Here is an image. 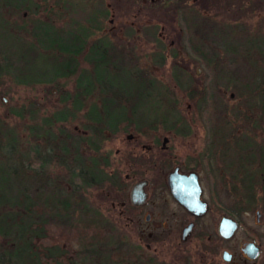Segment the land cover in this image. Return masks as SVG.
Here are the masks:
<instances>
[{
  "label": "rangeland",
  "instance_id": "obj_1",
  "mask_svg": "<svg viewBox=\"0 0 264 264\" xmlns=\"http://www.w3.org/2000/svg\"><path fill=\"white\" fill-rule=\"evenodd\" d=\"M67 1L73 8L67 18H73L76 21L82 20L86 16H92L95 13L93 9L98 8L99 5L102 8L99 0ZM165 1L159 0L158 4L165 3ZM207 1L205 0L204 13L198 16H195V14L194 16L192 14H185L186 12L184 11L178 16L174 15L165 18H161L160 16V19L155 18L152 22L142 19L139 23L140 27L138 28L141 34L142 32L148 33L150 30L149 27L145 26L147 24L152 25V29L156 26L155 33H158L159 27L162 25L170 26L172 24L178 28H182L188 22L191 23L192 20L194 21V25L198 26V31H196V27L191 31L194 35L191 37L192 42L187 43L184 40L177 42L175 43V50H178L182 46L184 50L189 49L188 52H191V48L198 47V50L195 51L196 53L188 58V63L190 60L189 66L192 65V70L195 68L200 69L202 74L200 79L204 83L207 85L213 83L211 85H214L215 90L206 91V94L208 93L211 97V104L207 108H204L201 104L195 106L191 100L184 98L185 95L181 94L183 92L167 88L172 96L170 97V94H163L168 100L171 98V100L174 99L176 101V108L179 114L188 116L190 119L192 118L193 124L188 123L191 125L189 130L199 133L198 136L205 133L207 137L206 133L213 129V124L216 121V132H222L223 141L231 140V142H227V147H246L250 141L254 143L261 142L262 144L264 143V122L257 123L254 127L253 124H249L240 115L236 114L237 109H241L240 100L235 96L233 89H225L226 81L221 73L225 74V77L230 75L235 78L245 75L250 71L249 66L240 60L242 58L239 56V53H241L244 47H242V44L247 39L249 40L253 37L259 39V41H252L253 51H263L264 18L262 17H264V10L262 8H260L261 10L252 11L243 9L242 6L245 4V0H239L238 2L236 0ZM171 2L179 3L181 0H171ZM44 3L49 6L52 0ZM237 4L240 6H237ZM158 8L157 6L155 9ZM7 19L10 20V23L25 26L26 31L29 25L33 26L34 24V20L27 10H21L17 15L11 18L7 17ZM65 21L66 18L63 19V23ZM63 23L60 22L56 26H61ZM250 24L253 25L252 35ZM103 26L104 29L108 26L106 19L103 21ZM2 31L4 30L2 29ZM7 32L4 37L7 41H3L0 38V42H5L9 47V45L12 46V42L18 41V38L15 37L13 28H8ZM1 34L2 32H0ZM188 35L189 32L187 31L185 33L186 38H188ZM20 38L24 41H29L28 34H22ZM134 52L139 67L148 69L153 67L150 70V77L168 87L167 82L171 81L170 73L175 61L168 58L165 63L158 65L156 61L157 55L155 54L157 49L154 47V43L144 42V40L139 42ZM209 57L212 58V63L207 61ZM87 68L89 67L81 63L78 67V72L79 70L85 71ZM212 73L216 74L215 78L212 77ZM10 75L9 73H5V71L0 73V164L18 170L17 176H8V178L13 176L8 181V189L10 183V192L13 196L16 194L18 188L20 190L25 188L28 195H32L37 189L44 193L49 192L52 188H55L54 190L60 189L62 192L69 194L73 200L75 214L72 220L76 221L81 218L79 215H81L80 212H82L83 207L96 210L107 224L109 230H111L110 227H115L110 233L109 238L107 237L109 247L127 251L139 246L141 248L139 254L145 261L152 259L153 263L157 264H182L181 261L184 258L182 259L181 253L186 250L189 254L190 264H252L249 261H244L240 251L244 243L252 242L257 247H260L259 254L254 263L264 264V215L256 221L255 212L258 208H254L250 211H241L238 219L230 216L226 212V209H231L236 203V198L230 191V185L218 186L216 209H213L212 212L198 222L199 227L207 229L203 230L205 234L198 241L196 238H193L185 242L182 247H176L174 245L175 241L173 242L170 239L169 243H172L173 246H165L161 243L168 242L167 238H164L165 236L158 231L152 232L148 238L145 232L126 229L123 226L122 219L118 217L119 208L116 203H118V197L120 199L121 195L113 189L114 185L118 186L116 184L117 180H114L116 182L113 184L111 180L116 179L117 172H121L122 167L119 164L118 151L126 146L124 136L127 131L121 132L120 127L116 134L112 136L106 135L105 140L102 139L101 141L99 139L97 141L92 138L90 130L94 124L89 123L84 117V114L92 104L100 105L103 103L102 100L105 98L103 92L92 90L90 94L82 96L81 99H84V102L81 111L72 113L73 116L69 115L64 122H57L48 126L45 125V119L64 108V104L59 103L61 95L69 93L71 97L73 96L75 75L74 77L57 81L60 94L55 88L49 89L50 94H46L41 85L24 86L16 84L12 81ZM207 75L209 78H207ZM210 77L213 80L215 79V81L212 78L210 79ZM216 86L220 87V90H217V92ZM210 88L212 87L210 86ZM230 94L233 95L232 98H229ZM176 99L179 100L178 103ZM172 102H161L160 110H164V106H166V110L169 109L168 107L172 105ZM65 104L66 107H70V102ZM144 104L148 105V108H146L151 113L155 100L149 98ZM187 105H190L189 109H187ZM198 106L202 108L201 112L198 110ZM201 115H203V119L200 118ZM193 117H196L198 123L194 122L195 118ZM160 129V127L157 129V133H160ZM48 130L51 131L53 136L50 139H46L45 136ZM128 132H132V129L128 130ZM244 136H252L253 138L245 139ZM234 138L236 139L234 140ZM92 140H95L93 141L94 143ZM233 141H235V144H233ZM94 146L99 147L98 153H106L108 155L109 168H107L108 170L104 169L103 172L110 177L99 186H84L81 179L77 176L79 168L74 164L73 160L77 159L83 165L88 166V158L92 157ZM216 146H219V144H216ZM35 148L41 156L42 161L34 160V166L32 169H29L26 160L31 158L32 151ZM228 154V161H230L231 155ZM108 171L110 173L113 172L115 175L112 176ZM130 185H127L124 196H127ZM111 203L116 204L114 208H111ZM213 211H216V214ZM44 214H40V220L44 219ZM220 217H228L238 222V229L228 241H218L215 227ZM32 219L27 218L28 221L38 220ZM66 222L67 220H61L58 224L48 225L49 232L55 233ZM120 236L124 237V239H120ZM207 236L209 237L208 241L206 240ZM8 238L12 237L0 236V264H2L1 254L4 255V258L7 256ZM71 243L75 245V242L71 241ZM145 245H149L152 250L155 249V253H146L142 248ZM223 251L231 255L230 262H223L221 260V253Z\"/></svg>",
  "mask_w": 264,
  "mask_h": 264
},
{
  "label": "trees",
  "instance_id": "obj_2",
  "mask_svg": "<svg viewBox=\"0 0 264 264\" xmlns=\"http://www.w3.org/2000/svg\"><path fill=\"white\" fill-rule=\"evenodd\" d=\"M46 1L48 0H0V32H2L0 38L7 41L4 37L8 33V28H13V33L18 38V41L12 42V46L9 45V47L5 42H0V73L5 71L11 74L12 81L19 85H41L46 94H50L51 88L57 89L60 94L57 81L74 77V75L73 83H76V89L81 88V84L84 83H101L106 69L109 70L112 66L105 63L106 59L101 54L103 52L102 36L106 34L107 29L103 26V21L106 19L103 9L99 5L98 8L93 9L95 13L92 16L76 21L73 18H67L73 10L67 0H52L49 6L44 3ZM21 10H27L34 20L33 26L29 25L27 31L25 26L10 23L7 19L17 15ZM253 10L261 9L253 7ZM64 18L66 21L63 23ZM60 22L63 24L56 26ZM128 28L125 29V34H133ZM155 28L156 26L151 28L150 33L155 32ZM22 34H28L29 41L22 40L20 38ZM88 37H93L94 42L85 49ZM252 41H259V39L255 37L247 39L239 53L242 58L240 60L249 66L250 71L235 78L230 75L225 77L223 73L221 75L226 81V87L233 89L235 96L240 100L241 109H237L236 114L255 127L257 123L264 122V41L262 40L263 51L256 52L253 51ZM191 49L196 51L198 48ZM84 50L87 52L85 51L83 60L92 66V76L86 70L78 72L75 58L79 57L78 54ZM166 51L164 47L162 53L156 56L158 65L165 63ZM170 58L175 61V55L171 52ZM207 61L212 63V58L209 57ZM121 67L125 69L126 65ZM108 76H110L109 73ZM139 83H141L139 86H125L127 88L123 91L126 95H134L138 101L135 102L137 105L131 103L130 106L118 107L112 103L107 106L101 103L100 105L92 104L89 107L87 115H91L95 125L92 128V138L99 141L103 136L102 132L117 131L122 123L121 119L127 116V113L135 118L136 125H140L139 129L143 132L156 130L159 125H162L164 129L173 126L175 131L186 130L184 126H175L180 120L178 111L176 113L167 111L166 106L161 111L159 102L155 101L154 107L157 106L153 107L149 113L148 105L144 104L145 100L149 98L161 100L167 97L160 96L159 91L155 92L152 88L148 90L143 80ZM206 91H209L208 88L203 91L204 93L183 91V94L188 95L187 97L194 101L196 106L199 104V98H204L203 107L207 108L210 96L206 94ZM86 92L90 93V91ZM166 94H170L168 90ZM169 96L171 97V94ZM71 98L69 93H65L61 95L60 102L64 104V101ZM198 107L201 112L202 108ZM74 108L73 106L72 109ZM71 114L70 107L64 104L62 110L45 119V125L64 122ZM46 133V139L53 137L50 130ZM93 148L98 150L99 147ZM34 160L42 161L36 148L32 151L31 158L26 160L29 169L34 166ZM234 163L238 184L231 185L230 191L236 198V203L231 209H226V212L236 219L241 211H250L254 208L264 213V144L254 147L253 152L248 155L240 156L239 154V158ZM77 173L84 186H99L110 177L103 172V169L91 172L79 170ZM16 174L18 175L17 169L0 164V236L12 237L8 238L6 258L1 254L2 264H110V262L111 264H157L153 263L152 259L145 261L139 254L141 251L139 246L127 251L109 247L107 237L109 238L113 230H101L99 223L101 216L98 213L91 216L87 207H83L80 212L81 218L72 220L75 214L73 200L69 194L60 189L52 188L47 193L37 189L32 195H28L25 188L21 190L18 188L13 196L10 192V183L8 189L9 178L13 176L9 178L8 176ZM41 213L45 214L44 219L40 220ZM27 218L38 220L28 221ZM61 220H67L66 224L60 226L55 233L49 232L48 225L58 224ZM73 224H75L74 227ZM71 241L75 242V245ZM218 241L221 239L218 238ZM188 255L186 250L181 253L182 259L184 258L181 261L182 264H190Z\"/></svg>",
  "mask_w": 264,
  "mask_h": 264
},
{
  "label": "flooded vegetation",
  "instance_id": "obj_3",
  "mask_svg": "<svg viewBox=\"0 0 264 264\" xmlns=\"http://www.w3.org/2000/svg\"><path fill=\"white\" fill-rule=\"evenodd\" d=\"M236 1L238 2L239 0ZM100 2L108 24L106 34L102 36L101 43L103 52H101V54L106 59L105 63L111 64L112 66L109 70L106 69L104 80L101 83H84L81 84V88L79 89H76V83H73L74 93L72 98L63 102L64 104L70 102L72 113L81 111L84 102V99H81V97L90 94L86 91L91 92L92 90L103 92L105 98L102 101L106 106L111 103L118 107L130 106L132 105L131 103L135 104L136 99L134 100V95H126L123 91L131 85H141V83H139L141 80H143L144 86L148 88V90L152 88L155 92L159 91L158 93L160 96L166 95L167 89L178 92H203L206 88H208V90H215L214 85H211L213 83L207 85L200 79L202 74L199 68L192 70V65L189 66L191 61L189 60L188 63V58L193 56L196 52L194 50L188 52L189 49L184 50L182 46L178 50H175V43L177 42H181L182 40L187 43L192 42L191 37L194 35L191 31L195 27L196 31H198V26L194 25L193 20L182 28H178L172 24L170 26L162 25L159 27L158 33L154 31L150 33V30H152V25L150 24L145 25L150 28L148 33L142 32L141 34L138 28L140 27L139 23L142 19L147 22H152L155 18L160 19V16L161 18L174 15L178 16L184 11L186 12L185 14H192L193 16L195 14V16H198L204 13L205 0H181L179 3L166 0L165 3L161 4H158L159 0H100ZM157 6L159 8L155 9ZM237 6L240 5L237 4ZM253 7L262 8V10H264V0H245V4L242 6V8H245L247 11H252ZM126 28L132 30L133 34H125ZM187 31L189 32L188 38L185 36ZM250 31L252 35V24H250ZM142 40H144V42L154 43V47L157 49V52H155L156 55L162 53L164 47H166L167 50L165 55L166 59L170 58V52L175 55V66L172 67L170 73L171 81L167 82L168 87L150 77V70L153 67L149 69L139 67L134 50ZM93 42L94 39L88 37L85 49H87V47L89 48ZM197 42L199 43V41ZM110 48L113 50H109ZM85 51L86 50L79 53V57L75 59L78 67L81 63L89 67L86 71L92 76V66L90 63L83 60V55L87 52ZM122 65H126L125 69L121 67ZM108 73L110 76H108ZM212 75V77L215 78L216 74L212 73ZM212 77H210V79ZM207 78H209L208 75ZM128 80L133 82L130 83ZM213 81H215V79ZM210 86L212 88H210ZM225 89H227V87H225ZM217 90H220L219 86H216V92ZM78 91L80 93H78ZM187 96L185 94L184 98L190 100ZM232 96L233 95L230 94L229 98H232ZM146 101L148 100H145V102ZM155 101L159 103L173 101L167 111L170 110L176 113L178 110L174 99L160 100L159 98V100ZM208 101L209 104H211V97H209ZM76 102L78 103L76 104ZM178 102L179 100H177V103ZM192 102L194 103V101ZM203 102H205V99L199 98V104L203 106ZM59 103H61L60 100ZM135 105H137V103ZM73 106L75 107L74 109H72ZM189 108L190 105H187V109ZM88 110L84 114V117L89 123H93L91 115H87ZM70 116H73V114ZM178 116L180 118V120H178L179 124L175 126H184L186 130L175 131L173 126L164 129L162 125H159L161 131L157 133L159 127L153 131L148 130L143 132L139 129L140 125H136L135 118L127 113V116L123 117L120 121L122 122L121 126L119 125V129L121 127V132L127 131L124 136V143L126 146L118 151L119 164L122 168L121 172L116 173V179H112L111 183L113 184L116 182L114 180H117L116 184H118V186L114 185L113 189L121 195L120 199L118 197V203H116L119 208L118 217L122 219L121 221L126 229L129 228L130 230L145 232L148 238L152 232L158 231L160 234L164 235V238H167L168 241L162 242V245L173 246L172 243H169L170 239H172L173 242L175 241L174 245L176 247H181L182 244L193 238H196L197 241L203 238L205 234L203 230L207 229L205 227H199L198 222L212 212L213 209H216L218 186H231V184L233 186L238 184V177L235 175V160L239 158V154L241 156L252 153L254 147L260 145L261 142H255L254 145V142L250 141L246 147H227V142H231V140L223 141L224 137L221 135L222 132H216L215 120L213 129L206 133V137L205 133L198 136L199 133L189 130L191 125L188 123L193 124L192 118L190 119L188 116L179 114V112ZM202 116L203 115L200 117L201 119H203ZM193 118H195L194 122H197L196 117ZM129 120H131V122H129ZM93 127L94 125L90 128L91 133L93 132ZM130 129H132V132H128ZM116 133L117 131L111 133L108 131L102 132L103 136H101V141L102 139H106V135L112 136ZM244 138L253 137L244 136ZM235 139L236 138H234V140ZM77 141H79V139H77ZM216 144H219V146H216ZM233 144H235V141H233ZM98 151L99 149L92 152V157L88 158V166L83 165L82 162H79L77 159L73 160L74 164L79 168L78 171L86 170L91 172L109 168V157L106 153L102 154L100 152L98 153ZM227 154L231 155L230 161H228L229 157H227ZM108 173L112 176L115 175L113 172L110 173L108 171ZM193 179L199 187L200 193L198 199L200 202L204 203L206 210L201 216L189 213L183 205L173 197L170 191V184L179 183V185L188 186V184L192 183ZM139 183L143 184L142 191L145 196L142 201L138 202L136 205H132L129 202V191L133 185ZM129 184L131 185L127 192V196H124V192ZM116 204L111 203V208H114ZM88 209L90 210L91 216L96 215V210L92 208ZM256 212L258 216H256ZM256 212L255 217L256 221H258L264 213L259 210ZM213 213L216 214V211H213ZM99 223L101 230H109L103 219H101ZM189 226L190 228L186 232L189 235L182 241V233ZM114 228V226L110 227L111 230ZM120 239H124V237L122 238L120 236ZM206 240H209L208 236ZM142 248L146 253H155V249L152 250L149 245H145ZM258 248L260 251L259 246ZM241 256L244 261L256 264L254 260L250 261L246 259L243 254Z\"/></svg>",
  "mask_w": 264,
  "mask_h": 264
},
{
  "label": "water",
  "instance_id": "obj_4",
  "mask_svg": "<svg viewBox=\"0 0 264 264\" xmlns=\"http://www.w3.org/2000/svg\"><path fill=\"white\" fill-rule=\"evenodd\" d=\"M155 1V0H151ZM4 101V100H3ZM143 184L139 183L133 185L129 191V202L132 205H136L138 202L144 199V193L142 191ZM170 191L173 197L181 204L183 207L193 215H203L205 213V206L204 203L200 202L199 197V187L196 181L193 179L191 184L188 186L176 184H170ZM256 216L258 213L256 212ZM183 231L181 240L184 241L185 237L189 234L186 233L188 229ZM238 229V224L235 220L228 218V217H221L216 228L217 236L223 240L228 241L230 240L236 230ZM241 253L246 257V259L253 261L257 258L259 254V248L252 242L244 243L240 249ZM221 260L223 262H230L231 255L226 251L221 253Z\"/></svg>",
  "mask_w": 264,
  "mask_h": 264
}]
</instances>
